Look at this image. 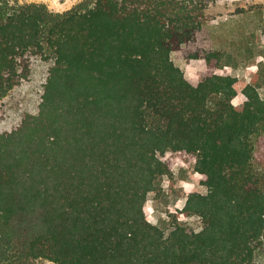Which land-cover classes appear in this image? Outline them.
<instances>
[{"label": "trees", "instance_id": "obj_1", "mask_svg": "<svg viewBox=\"0 0 264 264\" xmlns=\"http://www.w3.org/2000/svg\"><path fill=\"white\" fill-rule=\"evenodd\" d=\"M208 0H82L65 11L0 0L2 100L49 62L36 112L0 131V264H264V97L234 104L220 50L184 75ZM194 160L206 193L187 194L171 229L147 194L173 161Z\"/></svg>", "mask_w": 264, "mask_h": 264}, {"label": "rangeland", "instance_id": "obj_2", "mask_svg": "<svg viewBox=\"0 0 264 264\" xmlns=\"http://www.w3.org/2000/svg\"><path fill=\"white\" fill-rule=\"evenodd\" d=\"M11 3H44L52 11H65L82 0H9ZM220 50L229 64L219 72L236 77L234 104H240L245 97L242 88L254 83L264 97V0H208L205 20L194 38L171 53L172 60L192 81H197L207 72L202 58H187L196 51ZM49 62L39 60L27 80L11 90L2 100L3 116L0 131L12 129L26 112H36L41 100L43 84ZM162 158L173 161L171 175L163 176L160 189L147 194L144 211L147 219L160 224L165 234L169 232L174 217L184 222L189 229L200 230L201 219L196 215H184L180 208L191 191L206 193L201 184V175L193 168L194 160L184 162L178 154L166 152ZM39 264H57L40 259Z\"/></svg>", "mask_w": 264, "mask_h": 264}, {"label": "crops", "instance_id": "obj_3", "mask_svg": "<svg viewBox=\"0 0 264 264\" xmlns=\"http://www.w3.org/2000/svg\"><path fill=\"white\" fill-rule=\"evenodd\" d=\"M197 173V172H196ZM198 175H200L199 173H197Z\"/></svg>", "mask_w": 264, "mask_h": 264}]
</instances>
